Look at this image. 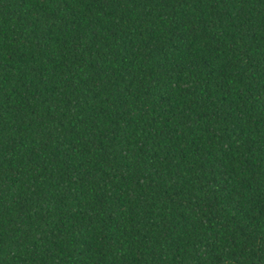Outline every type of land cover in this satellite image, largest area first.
<instances>
[{"label":"trees","instance_id":"1","mask_svg":"<svg viewBox=\"0 0 264 264\" xmlns=\"http://www.w3.org/2000/svg\"><path fill=\"white\" fill-rule=\"evenodd\" d=\"M0 264H264V0H0Z\"/></svg>","mask_w":264,"mask_h":264}]
</instances>
